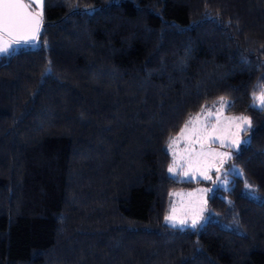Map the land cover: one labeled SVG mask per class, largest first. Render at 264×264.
Segmentation results:
<instances>
[{
  "label": "trees",
  "instance_id": "trees-1",
  "mask_svg": "<svg viewBox=\"0 0 264 264\" xmlns=\"http://www.w3.org/2000/svg\"><path fill=\"white\" fill-rule=\"evenodd\" d=\"M261 85L264 0H44L0 53V264H264ZM220 97L252 121L240 173L173 226L169 191L207 182L168 173L170 137Z\"/></svg>",
  "mask_w": 264,
  "mask_h": 264
},
{
  "label": "snow or ice",
  "instance_id": "snow-or-ice-1",
  "mask_svg": "<svg viewBox=\"0 0 264 264\" xmlns=\"http://www.w3.org/2000/svg\"><path fill=\"white\" fill-rule=\"evenodd\" d=\"M35 7L38 11H30ZM43 7L44 0H29L28 4L22 0H0V33L7 34L11 39H0V52H7L12 44L20 42H31L39 39L42 31L43 23ZM259 93L253 92V106H258L264 110V85H261ZM219 103L220 107L213 112L206 104L201 105V112L196 115L189 116L180 132L173 137H170L168 149L172 152L173 160L168 166V173L179 175L188 180H212L210 174L213 170L216 173V180L213 183L221 180V168L225 160L231 157L230 152H218L209 146L218 141L221 147L238 148L241 143L246 142L242 139L241 133L247 132L252 127L251 118L245 115L227 117L228 125L222 128L221 114L226 106H229V101L224 98H218L213 105ZM215 116L216 123L210 125L211 117ZM203 117V118H202ZM191 125V127H189ZM235 128V132L231 129ZM181 140L187 142V146L182 153H177L175 145H178ZM199 145V149L195 147ZM217 160L219 165H217ZM225 177L223 183L227 184ZM250 188V185H245ZM201 193L211 191V189H198ZM170 196H179L181 193L170 192ZM190 197L193 193L188 194ZM204 204L206 201L190 203L188 208L191 210L189 214L182 205L177 208L175 202L171 206L170 212L165 215L164 219L170 222L173 226L187 224L191 218L192 226H196L203 218Z\"/></svg>",
  "mask_w": 264,
  "mask_h": 264
},
{
  "label": "rangeland",
  "instance_id": "rangeland-1",
  "mask_svg": "<svg viewBox=\"0 0 264 264\" xmlns=\"http://www.w3.org/2000/svg\"><path fill=\"white\" fill-rule=\"evenodd\" d=\"M25 1L27 2V4L29 3V0H25ZM31 9L33 11H38V9H36L35 7L31 8ZM0 39H10V38H8L4 34L0 33ZM16 46H17V44H12L9 47V49L10 48H13V47H16ZM0 53H3V52H0ZM219 107H220L219 103H216L215 105H212L209 108H211V110L213 112H215ZM198 112H201V110H199ZM198 112H196V113H198ZM196 113L192 114L191 116L194 117L196 115ZM240 115H245V114H227V113H224V111H223V113L221 114V126H222V128L224 126L228 125V123H229L228 120H226L225 118H227V117H234V116H240ZM245 116H247V115H245ZM188 118H187V120H188ZM209 119H210V125L209 126H211V124H215L216 123L215 116H213V117H211ZM185 122L183 123V125L181 127L184 126ZM181 127H180V129H181ZM189 127H191V125ZM180 129L173 136H176L180 132ZM231 131L232 132H235V128L233 127L231 129ZM241 137H242V139L246 140V142H247V140H248V133L247 132H242L241 133ZM241 144H243V143H241ZM186 146H187V142L181 140V142L178 145H175L174 147L176 148L177 153L179 154V153H182L183 149ZM195 147L197 149H199V145H195ZM209 147L212 148V149H215L218 152H230V153L232 152V149H236V148L227 147V146L221 147V145H220V143L218 141L212 143ZM169 153H170V163H172L173 155H172V152L170 150H169ZM227 161H228V159L225 160V163ZM217 165H219V161L218 160H217ZM222 168H221V170H222ZM226 170H227V172H221V180L220 181H217V184L220 187H223V188L227 187V184H228V182H227V184L223 183L225 177H226L227 181H229V179L231 178V175L232 174H238V173H240V169L238 168V166H236L234 164L227 165ZM210 174L212 175V178L213 179L212 180H205L207 183L200 184V185L194 186L192 188H188V187H178V188L171 189L169 191V193L170 192H178V193H181V195H179V196H170V195H168L169 197H168V203H167V209H166L165 215H167L170 212L171 206H172L173 202H175V204H176V206H177L178 209H180L181 206L183 205L185 207V209L187 210V212L189 214V217H190L191 210L188 208V205L190 203H197V206H198V202H200V201H206V199H207L208 192L201 193V192H199L197 190L198 189H210L215 184V183H213V181L216 180V173H215V171L213 170ZM171 175H173V174H171ZM175 176L177 178H179V179H184V178L180 177L179 175H175ZM189 193H193V195L190 197L188 195ZM204 209H205V204H204ZM165 222H167V221H165ZM167 223L168 224H171L170 222H167ZM176 226H179V227L192 226V224H191V218H189L187 224H185V225H179V224H177Z\"/></svg>",
  "mask_w": 264,
  "mask_h": 264
},
{
  "label": "water",
  "instance_id": "water-1",
  "mask_svg": "<svg viewBox=\"0 0 264 264\" xmlns=\"http://www.w3.org/2000/svg\"><path fill=\"white\" fill-rule=\"evenodd\" d=\"M22 2L25 3V4H27V2H26L25 0H22ZM29 10H30V11H33L32 9H29ZM2 34H4V33H2ZM4 35H5L6 37H8L7 34H4ZM8 38H10V37H8ZM10 39H11V38H10ZM22 42H23V41H22ZM31 42H33V41H31Z\"/></svg>",
  "mask_w": 264,
  "mask_h": 264
}]
</instances>
